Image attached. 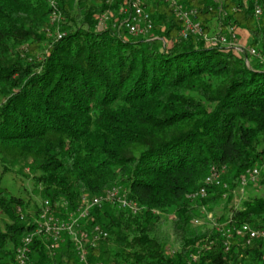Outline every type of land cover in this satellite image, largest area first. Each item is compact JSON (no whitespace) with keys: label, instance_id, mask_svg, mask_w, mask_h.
Returning <instances> with one entry per match:
<instances>
[{"label":"trees","instance_id":"1","mask_svg":"<svg viewBox=\"0 0 264 264\" xmlns=\"http://www.w3.org/2000/svg\"><path fill=\"white\" fill-rule=\"evenodd\" d=\"M140 1L153 25L144 37L122 25V0H58L56 22L49 0H0V159L27 163L41 199L0 188V264H17L43 201L66 218L95 198L79 223L87 264H264L261 243L232 239L225 251L213 227L264 229V0H174L208 38L243 31L242 52L182 38L172 7ZM212 168L220 186L189 199ZM253 168L262 192L236 208ZM113 189L135 207L108 202ZM28 260L82 264L65 235L54 251L34 237Z\"/></svg>","mask_w":264,"mask_h":264},{"label":"built area","instance_id":"2","mask_svg":"<svg viewBox=\"0 0 264 264\" xmlns=\"http://www.w3.org/2000/svg\"><path fill=\"white\" fill-rule=\"evenodd\" d=\"M57 1L58 0H49V6L53 9L51 15V21L56 22L61 19L60 14L57 9ZM166 3L169 7L173 8L175 16L183 23V29L181 31L182 38H186L188 35H196L202 36L203 39L210 45H222L229 48H233L236 52H242L240 48L237 46H232L234 43L235 35L233 34V30H230V39L226 38V36L220 37H212L208 38L202 34V30L200 25L195 22V11H183L180 5L174 0H161ZM255 1V0H248ZM123 8H121V13L128 15V17L123 21L124 28L128 31L130 35L144 37L147 36L152 30V20L148 12L142 7V3L140 0H122ZM260 8L255 9V15H260ZM108 19L106 15H103L99 19V23L97 28L100 29L104 22ZM64 34L57 32L56 40H60ZM237 47V48H234ZM251 55H255L253 50L249 51ZM259 175V170L257 168H253L246 172V175L240 181V189L243 191L244 187L250 182H254ZM249 181V182H248ZM218 187L220 186V172L214 168H212L208 174V176L204 179L203 187H201L195 193L189 195V199L196 198H206L207 197V188L209 187ZM226 188V186H224ZM117 191L111 190L107 192L105 199L108 202H116L121 207H129L133 209L135 207L134 204L127 203L125 199L116 198ZM116 199V200H115ZM102 198H95L92 202H88L86 200H82L81 205L74 211L67 213L66 218H60L54 212V208L48 201H43L41 204L40 212L37 218L34 220V228L31 233L26 235L21 242V245L16 249L15 252V260L17 264H30L28 260V255L30 253V246L32 241L35 238H40L45 242V245L50 251H54L58 245L62 242L63 236H67L71 239L73 244L76 247V251L79 257V261L82 264L86 263L87 250L85 249L84 242L89 240L90 235L88 232L81 230L79 223L86 219L88 216V210L90 207L100 206ZM86 202H88L86 204ZM65 205H61V208ZM64 210H67L64 207ZM207 220L213 222V217L211 214H207ZM200 220H194V225H199ZM215 230L221 234V236L225 239L224 247L225 251H228L230 247V243L232 239H239L245 247H252L256 242L261 243L264 248V229H254L248 224H240V225H231L228 227L227 223H223L220 225H213ZM107 235L98 227L93 229L91 234V245H95V241L100 238H105Z\"/></svg>","mask_w":264,"mask_h":264},{"label":"rangeland","instance_id":"3","mask_svg":"<svg viewBox=\"0 0 264 264\" xmlns=\"http://www.w3.org/2000/svg\"><path fill=\"white\" fill-rule=\"evenodd\" d=\"M233 34L235 35V40L233 41L231 38V40L234 42L231 45L237 46L242 51L243 50L247 51L248 50L247 35L243 31H237V30H234ZM237 47H234V48H237ZM5 167L8 169L5 170ZM23 174L28 175L29 177H25ZM31 179L32 178L29 172V165L27 163L15 162L14 164H10L8 162H2L0 159V188L6 190L8 193H10V195H15V196L20 195L26 200V196L24 195V192H23V187H26L28 189V194L30 195L32 201H34L39 206L41 202V199L39 197V192L34 191V188L32 187V182L30 181ZM259 180H260V177L258 179H255V181L251 183V187L250 186L248 187V185L244 187L243 191H241L240 189L242 188L239 187L238 190H236L234 193L232 205L237 208L246 199L251 198L253 196H259L262 192V188L258 187ZM87 203L88 202H86V204ZM90 210H91V207L88 210V212ZM215 214H216V217H218L219 215L222 214V211L217 210ZM3 219L4 217L0 213V224ZM97 242L98 240L94 242L95 245L98 244ZM98 246H100V243L98 244Z\"/></svg>","mask_w":264,"mask_h":264}]
</instances>
